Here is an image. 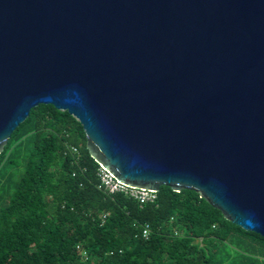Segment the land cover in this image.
I'll use <instances>...</instances> for the list:
<instances>
[{
	"label": "water",
	"instance_id": "obj_1",
	"mask_svg": "<svg viewBox=\"0 0 264 264\" xmlns=\"http://www.w3.org/2000/svg\"><path fill=\"white\" fill-rule=\"evenodd\" d=\"M38 104L120 183L264 237V0H0V153Z\"/></svg>",
	"mask_w": 264,
	"mask_h": 264
},
{
	"label": "trees",
	"instance_id": "obj_2",
	"mask_svg": "<svg viewBox=\"0 0 264 264\" xmlns=\"http://www.w3.org/2000/svg\"><path fill=\"white\" fill-rule=\"evenodd\" d=\"M85 144L80 123L51 104L13 130L0 153V264H228L231 249L264 252V237L194 190L162 185L140 204L99 189Z\"/></svg>",
	"mask_w": 264,
	"mask_h": 264
},
{
	"label": "built area",
	"instance_id": "obj_3",
	"mask_svg": "<svg viewBox=\"0 0 264 264\" xmlns=\"http://www.w3.org/2000/svg\"><path fill=\"white\" fill-rule=\"evenodd\" d=\"M72 151L77 152L75 148H72ZM97 176L99 178L98 188L108 194L122 192L128 197L136 199L140 204H144L146 202H152L156 198V192L128 187L120 183L119 181L115 180L113 176L101 166H99L98 168ZM103 218H105V216H101V219ZM148 234H149V227L146 225L142 229V236L144 238H147ZM76 249L80 252L82 256L85 257L87 255L86 251L80 245H77Z\"/></svg>",
	"mask_w": 264,
	"mask_h": 264
},
{
	"label": "rangeland",
	"instance_id": "obj_4",
	"mask_svg": "<svg viewBox=\"0 0 264 264\" xmlns=\"http://www.w3.org/2000/svg\"><path fill=\"white\" fill-rule=\"evenodd\" d=\"M228 264H264V252L253 249H231Z\"/></svg>",
	"mask_w": 264,
	"mask_h": 264
}]
</instances>
